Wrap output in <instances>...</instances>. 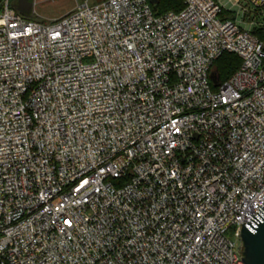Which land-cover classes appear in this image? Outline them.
Returning a JSON list of instances; mask_svg holds the SVG:
<instances>
[{
	"label": "built area",
	"instance_id": "built-area-1",
	"mask_svg": "<svg viewBox=\"0 0 264 264\" xmlns=\"http://www.w3.org/2000/svg\"><path fill=\"white\" fill-rule=\"evenodd\" d=\"M184 4L77 0L43 21L0 0V264H245L264 0ZM225 52L241 65L214 89Z\"/></svg>",
	"mask_w": 264,
	"mask_h": 264
},
{
	"label": "trees",
	"instance_id": "trees-1",
	"mask_svg": "<svg viewBox=\"0 0 264 264\" xmlns=\"http://www.w3.org/2000/svg\"><path fill=\"white\" fill-rule=\"evenodd\" d=\"M185 7L184 0H158L156 5L152 4L154 14L161 15L169 11L180 12ZM231 16V14H224ZM252 33L264 44V28L255 27ZM241 65V59L234 53L225 52L215 62L210 71L212 87L227 80Z\"/></svg>",
	"mask_w": 264,
	"mask_h": 264
},
{
	"label": "water",
	"instance_id": "water-1",
	"mask_svg": "<svg viewBox=\"0 0 264 264\" xmlns=\"http://www.w3.org/2000/svg\"><path fill=\"white\" fill-rule=\"evenodd\" d=\"M151 1L154 5L158 3V0ZM19 3L18 9H22L21 0H19ZM12 6L14 7V5ZM20 13L26 15L23 12ZM258 207L260 210L256 215L250 214L251 219L241 228L240 236L243 244V261L245 264H264V202Z\"/></svg>",
	"mask_w": 264,
	"mask_h": 264
},
{
	"label": "rangeland",
	"instance_id": "rangeland-1",
	"mask_svg": "<svg viewBox=\"0 0 264 264\" xmlns=\"http://www.w3.org/2000/svg\"><path fill=\"white\" fill-rule=\"evenodd\" d=\"M22 9H18L19 0H10L14 8L32 19L49 21L57 19L77 7V0H21ZM82 2V0H79ZM98 0H89L90 4H96ZM228 237L236 240L233 232L228 233ZM238 245L242 244L241 238L236 240Z\"/></svg>",
	"mask_w": 264,
	"mask_h": 264
}]
</instances>
